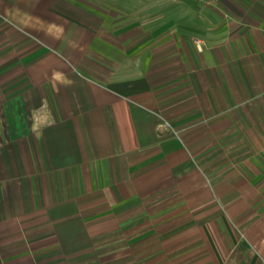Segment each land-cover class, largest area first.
Wrapping results in <instances>:
<instances>
[{"label": "crops", "instance_id": "obj_1", "mask_svg": "<svg viewBox=\"0 0 264 264\" xmlns=\"http://www.w3.org/2000/svg\"><path fill=\"white\" fill-rule=\"evenodd\" d=\"M0 264H264V0H0Z\"/></svg>", "mask_w": 264, "mask_h": 264}, {"label": "built area", "instance_id": "obj_2", "mask_svg": "<svg viewBox=\"0 0 264 264\" xmlns=\"http://www.w3.org/2000/svg\"><path fill=\"white\" fill-rule=\"evenodd\" d=\"M196 1L207 5H215L217 2V0H196Z\"/></svg>", "mask_w": 264, "mask_h": 264}]
</instances>
